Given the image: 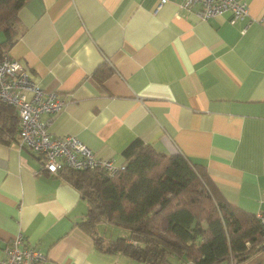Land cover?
I'll list each match as a JSON object with an SVG mask.
<instances>
[{"label": "crops", "instance_id": "0c3cea01", "mask_svg": "<svg viewBox=\"0 0 264 264\" xmlns=\"http://www.w3.org/2000/svg\"><path fill=\"white\" fill-rule=\"evenodd\" d=\"M239 1L248 13L231 22L227 12L200 19L198 6L179 0H27L7 52L65 101L60 113L41 116L53 136L75 135L118 165L135 139L180 153L204 166L227 201L257 214L264 0ZM86 210L74 185L42 168L41 154L18 137L0 142V258L19 236L20 247L42 252L37 264H138L96 249L78 225ZM240 264H264V251Z\"/></svg>", "mask_w": 264, "mask_h": 264}, {"label": "trees", "instance_id": "16d2710c", "mask_svg": "<svg viewBox=\"0 0 264 264\" xmlns=\"http://www.w3.org/2000/svg\"><path fill=\"white\" fill-rule=\"evenodd\" d=\"M26 1L0 0V54L17 38L18 11ZM18 129L16 109L0 101V142L16 140ZM122 154L113 172L67 166L57 172L86 200L78 225L96 249L138 264H240L264 251L257 214L227 201L202 164L139 139ZM102 223L125 234L107 238L98 231Z\"/></svg>", "mask_w": 264, "mask_h": 264}, {"label": "built area", "instance_id": "2783aa9c", "mask_svg": "<svg viewBox=\"0 0 264 264\" xmlns=\"http://www.w3.org/2000/svg\"><path fill=\"white\" fill-rule=\"evenodd\" d=\"M170 0H158V6ZM181 6H198L197 16L208 19L227 12L229 20L247 15V4L239 0H179ZM0 101L13 106L18 114V139L21 146L41 154L42 168L56 174L62 166L79 169H101L113 172L121 166L113 160L96 155L75 135L53 136L44 114L60 113L65 101L55 92L38 86L21 60L8 52L0 54ZM264 232V211L257 213ZM21 238L14 237L4 248L0 264H37L43 259L37 248L20 247Z\"/></svg>", "mask_w": 264, "mask_h": 264}, {"label": "rangeland", "instance_id": "374dc122", "mask_svg": "<svg viewBox=\"0 0 264 264\" xmlns=\"http://www.w3.org/2000/svg\"><path fill=\"white\" fill-rule=\"evenodd\" d=\"M2 36V34H0V37ZM98 230L101 234L106 235L107 237H116L120 234H125L124 229L123 228H119V227H115L112 225H107V224H99L98 225ZM173 260H175L173 258Z\"/></svg>", "mask_w": 264, "mask_h": 264}]
</instances>
